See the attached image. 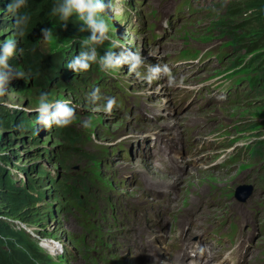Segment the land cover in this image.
Segmentation results:
<instances>
[{
	"label": "rangeland",
	"instance_id": "obj_1",
	"mask_svg": "<svg viewBox=\"0 0 264 264\" xmlns=\"http://www.w3.org/2000/svg\"><path fill=\"white\" fill-rule=\"evenodd\" d=\"M59 2L27 0L23 11L30 20L21 39L7 11L11 0H0V41H20L8 63L25 73V78H12L0 96V173L4 170L29 199L15 208L0 188V226L20 232L40 252L33 264H171L184 230L181 223L193 221L207 204L223 228L214 232L216 237L232 241L224 230H232L237 219L252 224L260 251L257 261L247 264H264V233L259 231L264 221L254 223L257 212L264 216V40L251 36L247 48H233L224 28L233 22L249 26L243 36L258 33L264 3L255 11L252 0H104L108 39L96 45L97 62L75 73L67 64L84 50L82 41L90 33L80 32L75 16L64 25L52 15ZM186 4L200 9L199 14L189 11L185 22L153 42L158 27L154 9L165 12ZM234 12L246 13L233 20L229 15ZM42 28L52 29L47 42ZM256 46L261 48L250 53ZM124 49L143 59L135 72L127 64L101 69L98 61L106 51ZM170 57L192 67L199 59L204 62L180 81H167L162 71L149 82L150 68H162L161 61ZM54 66L60 69L51 70ZM212 82L231 91L220 93L228 96L224 103L178 112L186 92L191 97L194 88ZM96 89L100 99L92 102ZM43 93L50 102L74 108L70 125L37 123L35 109ZM106 97L116 100L111 114L102 110ZM174 119L181 133L189 125L201 127L197 148L206 140L210 144L182 156L180 172L168 174L162 160L152 161L149 144L171 138L177 130L170 126ZM84 120L90 121L86 129ZM162 194H169L168 201ZM172 207L179 209L168 222L163 211ZM3 235L5 251L19 245ZM11 263L23 264L14 254Z\"/></svg>",
	"mask_w": 264,
	"mask_h": 264
},
{
	"label": "clouds",
	"instance_id": "obj_2",
	"mask_svg": "<svg viewBox=\"0 0 264 264\" xmlns=\"http://www.w3.org/2000/svg\"><path fill=\"white\" fill-rule=\"evenodd\" d=\"M27 6V0H11L7 11L14 17L13 29L16 37L23 38L29 23L30 17L23 9ZM109 5L104 0H60V2L52 8V15L58 16L64 25L73 16L82 25L80 32H88V35L82 41V48L68 64L67 68L75 73L87 71L92 63L97 62L96 45L102 44L108 39V25L103 18V13L108 9ZM42 40L47 42L51 36L52 29L42 28ZM20 41L11 38L0 41V96L6 92L5 86L12 78H25V73L14 69L9 63V59L17 52V45ZM23 48H19L22 54ZM162 62V61H161ZM100 67L104 71L115 70L122 65H129V71L135 72L143 63V59L138 52H133L127 49L117 53L114 51H106L99 58ZM167 72L165 66L161 68L159 65L150 68V74L147 76L149 82L154 79L159 73ZM164 78L166 76L164 74ZM92 102L100 99L99 89L93 91L90 96ZM106 105L103 111L111 114L113 107L116 104L114 97H106ZM38 113L37 123L45 128H50L54 125L57 127H66L72 123L74 117V108L67 103L61 101L50 102L47 93L41 94L39 103L35 109ZM82 126L86 129L90 126L89 120H84Z\"/></svg>",
	"mask_w": 264,
	"mask_h": 264
},
{
	"label": "trees",
	"instance_id": "obj_3",
	"mask_svg": "<svg viewBox=\"0 0 264 264\" xmlns=\"http://www.w3.org/2000/svg\"><path fill=\"white\" fill-rule=\"evenodd\" d=\"M262 3H264V0H252V2H250L251 7L255 11L262 10V7H261ZM246 12H234L230 14L229 17L234 20L235 17H237L238 15H242L243 13H246ZM247 27L249 26L248 25L239 26V25L233 24V22H229V24H226L224 26L226 33L230 37V41L232 42L233 48H237L240 46L247 48L249 44V38L251 36L259 37L260 38L259 43L263 42L264 25H262V28L258 31V33L257 32L249 33L247 34V36L241 35V32L244 31ZM260 48L261 46H256V47L250 48L249 51L250 53H255ZM25 58L29 59L30 57H28V55H25ZM28 63H33V62L28 60ZM59 65H62V64H59ZM57 69H60V67L54 66L51 70H57ZM0 188L1 190L3 189L2 194L4 195V197L7 200H9L15 208H21L29 202V199L27 198V196L23 194V190L18 188V186L14 183L12 178H10L4 170L0 173ZM31 197L34 198V196L32 195ZM3 234L7 235L6 238L9 241L13 240V241H18L19 243V245H17L16 247H10L9 248L10 252H8L2 248L4 247L5 244H3L2 241H0V257L2 258L3 264H12L11 259L13 257V254L19 255L20 260L23 264H33L32 258L36 257L38 253L40 252L33 251V249L29 246L28 242L23 240V235L20 232H17L13 229L10 230L9 228H4L0 226V237L1 236L4 237ZM20 249L23 250L24 252L22 253L19 252Z\"/></svg>",
	"mask_w": 264,
	"mask_h": 264
},
{
	"label": "bare ground",
	"instance_id": "obj_4",
	"mask_svg": "<svg viewBox=\"0 0 264 264\" xmlns=\"http://www.w3.org/2000/svg\"><path fill=\"white\" fill-rule=\"evenodd\" d=\"M158 25V24H157ZM207 64H209V63H207ZM194 66H196V64L194 65ZM193 66V67H194ZM201 66H196V67H194L195 69H198V68H200ZM156 80H157V78H155ZM177 101V100H176ZM142 103V102H141ZM143 104V103H142ZM174 104V103H173ZM173 104H172V106H173ZM169 106V103H168V105H167V107ZM144 107V106H143ZM162 107H165L164 105H162ZM179 108H180V111H178V112H181V110H186V109H190L191 108V106L190 105H185V100H184V98H183V96L181 97V101H180V103H179ZM164 116V115H163ZM170 116V115H169ZM177 120H173L172 121V123L170 124V126H174V127H176L177 128V130H176V132L177 133H181V129H180V127H179V125L177 124ZM143 143H146V141H144ZM209 144H210V141H208V140H206V142H205V145L206 146H209ZM143 145V144H142ZM141 145V146H142ZM146 154V153H145ZM184 163V162H183ZM143 170H145V169H143ZM146 171V170H145ZM152 178V177H151ZM160 197H161V195H160ZM259 212H257V215L255 214V216H254V223L255 224H257L258 223V221H260V222H263L264 221V216L263 215H259L258 214ZM151 220V219H150ZM157 219H152L151 221H152V223L154 224V223H156V222H158V221H156ZM134 222L135 223H137V220L135 221L134 220ZM170 233H171V231H170ZM136 236H138L137 234H136ZM157 236H160V237H164L163 235H157ZM182 245H185V247H186V244L185 243H183V244H181V246ZM185 247H184V249H185ZM223 263H225V264H229L230 262L227 260V259H225L224 260V262Z\"/></svg>",
	"mask_w": 264,
	"mask_h": 264
},
{
	"label": "water",
	"instance_id": "obj_5",
	"mask_svg": "<svg viewBox=\"0 0 264 264\" xmlns=\"http://www.w3.org/2000/svg\"><path fill=\"white\" fill-rule=\"evenodd\" d=\"M249 196V194H247L246 196H244V197H241V200L243 201V202H245L246 200H247V197Z\"/></svg>",
	"mask_w": 264,
	"mask_h": 264
}]
</instances>
